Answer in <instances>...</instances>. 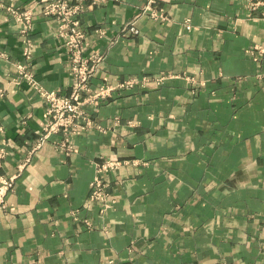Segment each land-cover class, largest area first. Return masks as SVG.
I'll return each instance as SVG.
<instances>
[{
  "label": "crops",
  "instance_id": "obj_1",
  "mask_svg": "<svg viewBox=\"0 0 264 264\" xmlns=\"http://www.w3.org/2000/svg\"><path fill=\"white\" fill-rule=\"evenodd\" d=\"M87 3L94 125L52 130L19 171L49 124L42 91L69 93L73 73L40 0H0V180L20 172L0 264H264V18L245 0H157L156 15ZM11 8L31 11L29 29ZM100 174L109 196L95 202Z\"/></svg>",
  "mask_w": 264,
  "mask_h": 264
},
{
  "label": "built area",
  "instance_id": "obj_2",
  "mask_svg": "<svg viewBox=\"0 0 264 264\" xmlns=\"http://www.w3.org/2000/svg\"><path fill=\"white\" fill-rule=\"evenodd\" d=\"M104 0H93L98 3ZM43 4V13L48 16H54L59 20L64 28L65 45L71 62V71L73 73V82L71 90L67 94H60L56 91H42V95L47 103V115L49 124L44 127V131L40 133L37 143L32 151L24 156V161L19 165L21 171L28 163L31 162L35 150L48 139V135L52 130L62 128L66 134L73 131H79L85 127L94 125L93 120L86 115L84 103L92 101L91 96L84 97V94L90 89V80L92 74L101 60L102 56L95 53L91 58L84 55V46L86 31L82 27V13L89 6L87 0H40ZM143 12H149L156 15V10L153 8L157 0H142ZM246 8L256 17L264 18V0H245ZM15 17L26 22V29L32 25V14L30 10H16L11 8ZM190 28V25H188ZM100 32L99 29L96 30ZM125 32L131 34H139V29L132 22L124 28ZM26 59L20 68L22 76L34 83L32 75L29 71V65L32 58V48L30 44L25 46ZM135 79H128L122 84V87L133 86ZM101 92L108 94L109 87H101ZM80 118L86 119L85 126L77 120ZM121 162L114 161L110 165H101V170L106 171L108 166H117ZM18 172L15 175L4 177L0 180V206L5 205L7 193L15 187V180L18 177ZM109 196L106 188V183L102 174L95 178L91 183L90 199L92 201H104Z\"/></svg>",
  "mask_w": 264,
  "mask_h": 264
}]
</instances>
